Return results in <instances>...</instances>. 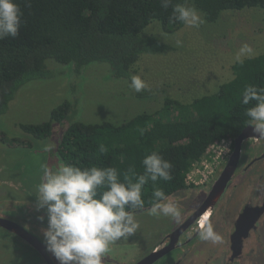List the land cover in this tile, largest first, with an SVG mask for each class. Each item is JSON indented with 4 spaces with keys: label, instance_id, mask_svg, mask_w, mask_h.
I'll return each mask as SVG.
<instances>
[{
    "label": "trees",
    "instance_id": "1",
    "mask_svg": "<svg viewBox=\"0 0 264 264\" xmlns=\"http://www.w3.org/2000/svg\"><path fill=\"white\" fill-rule=\"evenodd\" d=\"M23 12L16 38L0 40V114H5L18 92L27 84L54 76L48 67L54 61L71 69L79 81L94 62L110 66L115 78L130 79L135 65L144 54L170 51V44L145 30L159 22L168 33L182 29L171 19L172 7L164 9L161 0H15ZM173 4H193L207 22L217 21L223 13L245 8H260L264 0H172ZM232 78L214 92L185 103L171 94L163 97L162 107L142 112L116 124L72 120L78 106L75 98L56 106L50 119L22 124L35 138H58V154L65 163L78 167H115L121 174L129 167L143 173L144 156L157 151L173 165L171 181H157L156 186L170 197L187 187V175L208 150L223 140L235 139L246 129L248 118L242 104L245 86L264 87V52L234 62ZM155 90L137 93L150 97ZM254 103V102H253ZM67 125V127H66ZM63 131L54 134L57 127ZM139 129H144L141 136ZM103 144L107 152L101 154ZM151 181L142 193L145 207L151 205Z\"/></svg>",
    "mask_w": 264,
    "mask_h": 264
},
{
    "label": "rangeland",
    "instance_id": "2",
    "mask_svg": "<svg viewBox=\"0 0 264 264\" xmlns=\"http://www.w3.org/2000/svg\"><path fill=\"white\" fill-rule=\"evenodd\" d=\"M186 6L195 7L193 4ZM198 12L204 20L199 28L183 26L168 33L159 22H154L145 30V35L155 36L172 47L161 54H144L134 67L133 75H139L155 90L150 97L138 98L137 92L129 87L130 79L115 78L106 63H91L74 83L70 67L49 61L48 67L54 76L21 88L8 112L0 114V199L15 198L18 192L16 197L28 201V206L35 205L37 185L42 176L40 165L57 163L53 151L57 150L58 138L37 140L23 130L22 124L49 120L56 106L75 98L77 93L79 104L72 113V120L87 123L109 120L119 124L139 113L160 109L167 94L190 103L196 97L216 91L232 78L235 54L244 44L251 46L253 56L264 52V14L260 8L225 12L213 23L207 22L200 10ZM177 39L182 41L181 46H177ZM61 130L63 127L58 126L55 134ZM46 145L51 151H43ZM215 150L218 152L217 147L210 148L194 165L190 183L204 179V175L215 168L211 158L216 156ZM221 159L217 161L222 162ZM9 202L10 209L18 206ZM152 224L153 228L146 231L147 241L125 249L123 255L132 251V258L141 255L171 226L169 219L154 220ZM10 256L8 251L4 264L30 263L20 258L8 260Z\"/></svg>",
    "mask_w": 264,
    "mask_h": 264
},
{
    "label": "clouds",
    "instance_id": "3",
    "mask_svg": "<svg viewBox=\"0 0 264 264\" xmlns=\"http://www.w3.org/2000/svg\"><path fill=\"white\" fill-rule=\"evenodd\" d=\"M164 9L172 7L171 19L186 27L199 28L204 23L195 7L173 4L172 0H161ZM23 12L15 0H0V40L16 38L22 24ZM177 46L182 41L177 39ZM253 58V49L242 45L235 54V62L243 64ZM129 87L135 92L150 91L147 83L139 76L130 77ZM254 102V103H253ZM245 116L253 133L264 138V87L249 84L242 91ZM143 136L144 129L138 130ZM99 152L107 148L101 144ZM43 151H51L44 146ZM143 173L129 167L123 180L115 167H78L71 163H60L49 167L42 163V176L36 191V209L44 210L47 227L44 228L47 250L58 264H105L104 257L109 246L131 236L139 227L135 218L138 209H144L142 193L149 181L153 184L151 205L148 214L171 217L177 224L182 223V213L178 204L166 196L164 190L156 186L157 181H171L172 163L157 151L144 156L141 161ZM188 184V183H187ZM38 219L43 222L45 216ZM199 237L204 241L219 242L221 237L207 218L199 225Z\"/></svg>",
    "mask_w": 264,
    "mask_h": 264
},
{
    "label": "flooded vegetation",
    "instance_id": "4",
    "mask_svg": "<svg viewBox=\"0 0 264 264\" xmlns=\"http://www.w3.org/2000/svg\"><path fill=\"white\" fill-rule=\"evenodd\" d=\"M248 128V134L240 144L239 163L227 182L223 195L207 218L221 237L219 242L201 240L198 234L199 225L206 218L202 215L194 217L206 203L228 156L235 150V141H231L229 153L208 176L193 184L188 183L184 190L169 197L172 202L178 204L182 223L177 224L171 217L163 215H149L150 207L136 210L135 218L139 227L131 236L121 238L109 246V251L104 257L105 264H264V138L253 133L250 126ZM56 151H53L57 160L55 165L47 159L48 165L52 167L65 163ZM16 195L18 192L15 193V198L0 199L1 264H4L8 251L11 252L8 260L20 258L30 262L29 264H58L52 253L47 250L43 236L42 230L47 227L45 211H37L36 201L35 208H30L34 207L33 204L28 206V201ZM1 196L0 193V198ZM9 201L18 206L10 209ZM21 205L23 207H20ZM41 215L45 216L43 222L38 219ZM168 219L171 225L169 230L161 233L141 255L132 258L133 251L127 256L123 255L125 249L141 246L147 241L145 235L148 229L153 228L152 221ZM3 223L20 228L31 239L35 237L38 244H32L24 236L5 227ZM153 253V260L144 263Z\"/></svg>",
    "mask_w": 264,
    "mask_h": 264
},
{
    "label": "water",
    "instance_id": "5",
    "mask_svg": "<svg viewBox=\"0 0 264 264\" xmlns=\"http://www.w3.org/2000/svg\"><path fill=\"white\" fill-rule=\"evenodd\" d=\"M248 129H249L248 127L246 129H244L243 132L240 134V136L235 140V150L233 151L232 154H230L228 156L226 165H225L222 173L220 174V177L218 178L217 182L214 184V187L211 189L206 203L202 206V208L199 211L196 212L194 218H196L200 215H202L203 218H208L213 211L214 205L220 199V197L223 195L225 188H226V185H227V182L230 180L231 176L233 175V173H234V171H235V169L239 163L240 155H241L240 144L246 138V136L248 134ZM3 225L5 227L13 230V231H16L21 236H24V238L27 239L32 244H34V245L38 244L37 239L35 237L33 239H31L20 228H15V227L11 226L10 224L5 225L3 223ZM154 256L155 255L153 253L149 258H147L144 261V263H146L147 261L150 262L151 260H153Z\"/></svg>",
    "mask_w": 264,
    "mask_h": 264
},
{
    "label": "built area",
    "instance_id": "6",
    "mask_svg": "<svg viewBox=\"0 0 264 264\" xmlns=\"http://www.w3.org/2000/svg\"><path fill=\"white\" fill-rule=\"evenodd\" d=\"M214 147H217V151L218 152H216V150H215L214 152L216 153V156L211 157V158H212V160L214 162V166L216 168L221 162V161L218 162L217 159L222 158L221 160H223L224 157L229 153L230 147H231V140H223L220 143H217V144L213 145L211 148H214ZM213 169H212V171H213ZM190 172L187 175V183H190L189 181L192 180V175L190 174ZM206 176H208V175H204V178ZM193 182H195V180H193Z\"/></svg>",
    "mask_w": 264,
    "mask_h": 264
}]
</instances>
